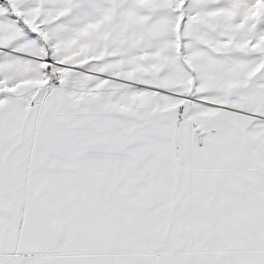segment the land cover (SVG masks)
<instances>
[{
    "label": "snow or ice",
    "instance_id": "obj_1",
    "mask_svg": "<svg viewBox=\"0 0 264 264\" xmlns=\"http://www.w3.org/2000/svg\"><path fill=\"white\" fill-rule=\"evenodd\" d=\"M0 264H264V0H0Z\"/></svg>",
    "mask_w": 264,
    "mask_h": 264
}]
</instances>
